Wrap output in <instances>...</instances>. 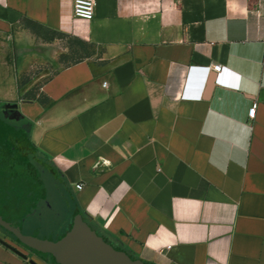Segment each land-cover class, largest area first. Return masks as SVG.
Segmentation results:
<instances>
[{"label": "crops", "instance_id": "0c3cea01", "mask_svg": "<svg viewBox=\"0 0 264 264\" xmlns=\"http://www.w3.org/2000/svg\"><path fill=\"white\" fill-rule=\"evenodd\" d=\"M95 1L0 0V264L76 213L142 264H264V0Z\"/></svg>", "mask_w": 264, "mask_h": 264}, {"label": "water", "instance_id": "95a60500", "mask_svg": "<svg viewBox=\"0 0 264 264\" xmlns=\"http://www.w3.org/2000/svg\"><path fill=\"white\" fill-rule=\"evenodd\" d=\"M21 241L40 253L50 254L56 264H142L100 238L79 213L73 216L70 229L56 241L32 236H23ZM30 263L37 264L33 259Z\"/></svg>", "mask_w": 264, "mask_h": 264}, {"label": "rangeland", "instance_id": "374dc122", "mask_svg": "<svg viewBox=\"0 0 264 264\" xmlns=\"http://www.w3.org/2000/svg\"><path fill=\"white\" fill-rule=\"evenodd\" d=\"M46 36L47 37L48 36L53 37L52 35H49V34H47ZM47 42L50 43L51 41H47ZM59 43L69 44L71 47H73V53H71V56L64 59L61 62V64H65L67 62H70L72 60L80 58V57L84 56L86 54V52L88 51L87 45L83 40L75 39L73 41H70L67 39H63V40H60V42H57L56 46L50 47L49 49L52 51L48 50V54H52L53 51L57 48L59 49V47L61 45ZM55 69H56V65L50 64L48 62L45 65L44 64L39 65L36 63L32 66V68L29 72V75L27 77L28 78L29 77L36 78V77L40 76V77H42V79H44L45 77L50 75Z\"/></svg>", "mask_w": 264, "mask_h": 264}, {"label": "built area", "instance_id": "2783aa9c", "mask_svg": "<svg viewBox=\"0 0 264 264\" xmlns=\"http://www.w3.org/2000/svg\"><path fill=\"white\" fill-rule=\"evenodd\" d=\"M95 6V0H73V16L76 18L90 20L95 15ZM213 68L215 71H220L221 65L214 66ZM103 85H106V82H104ZM256 108L257 103L255 102L248 111V117L250 120L254 119ZM76 188L81 189L82 184H77Z\"/></svg>", "mask_w": 264, "mask_h": 264}, {"label": "trees", "instance_id": "16d2710c", "mask_svg": "<svg viewBox=\"0 0 264 264\" xmlns=\"http://www.w3.org/2000/svg\"><path fill=\"white\" fill-rule=\"evenodd\" d=\"M97 234L100 235L105 241L109 242L112 246H114V247L117 248L118 250L127 253V251H125V250H124L123 248H121L119 245H117L116 243H114L111 239H109V238H107V237H105V236H103V235H101V234H99V233H97ZM127 254H128V256H130V257L133 258V256H131L129 253H127Z\"/></svg>", "mask_w": 264, "mask_h": 264}]
</instances>
